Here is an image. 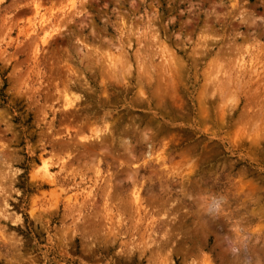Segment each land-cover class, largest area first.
Masks as SVG:
<instances>
[{
  "label": "rangeland",
  "instance_id": "rangeland-1",
  "mask_svg": "<svg viewBox=\"0 0 264 264\" xmlns=\"http://www.w3.org/2000/svg\"><path fill=\"white\" fill-rule=\"evenodd\" d=\"M0 264H264V0H0Z\"/></svg>",
  "mask_w": 264,
  "mask_h": 264
},
{
  "label": "clouds",
  "instance_id": "clouds-1",
  "mask_svg": "<svg viewBox=\"0 0 264 264\" xmlns=\"http://www.w3.org/2000/svg\"><path fill=\"white\" fill-rule=\"evenodd\" d=\"M219 208V201L213 200L212 203L209 206V211H215Z\"/></svg>",
  "mask_w": 264,
  "mask_h": 264
},
{
  "label": "bare ground",
  "instance_id": "bare-ground-1",
  "mask_svg": "<svg viewBox=\"0 0 264 264\" xmlns=\"http://www.w3.org/2000/svg\"><path fill=\"white\" fill-rule=\"evenodd\" d=\"M63 110H67V108H64V107H63ZM135 194H136V193H135Z\"/></svg>",
  "mask_w": 264,
  "mask_h": 264
}]
</instances>
